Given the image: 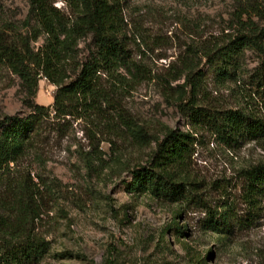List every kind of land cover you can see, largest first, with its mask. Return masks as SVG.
I'll return each mask as SVG.
<instances>
[{"label":"rangeland","instance_id":"374dc122","mask_svg":"<svg viewBox=\"0 0 264 264\" xmlns=\"http://www.w3.org/2000/svg\"><path fill=\"white\" fill-rule=\"evenodd\" d=\"M116 1L129 57L128 67L117 73L129 83L113 78L105 86L122 114L150 133L161 137L167 127L194 137L186 160L193 203L170 204L127 191L129 171L146 165L154 144L142 148L132 143L107 109L103 119L110 129L68 118L66 124L47 128L34 150L0 174V218L10 215L18 197L29 205L28 230L50 244L39 264H264V197L252 219L241 177L243 169L264 163V143L229 146L211 128L191 123L178 107L191 102L214 114L243 110L264 116V104L249 82L259 62L255 53L246 51L238 77L227 81L217 79L202 56L233 34L230 21L237 9L255 4L264 12V0ZM53 6L66 12L59 0ZM29 9L28 0H0V30L10 43L35 52L45 36ZM260 24L264 28V20ZM92 47L90 38L81 40L77 59L83 60ZM189 50L196 55L187 80L183 64ZM191 77L198 83L193 93ZM179 86L186 93L182 101ZM55 91L40 78L31 98L21 80L1 68L0 121L27 115L31 103L51 107ZM97 142L103 163L89 171L79 153L90 152ZM200 201L219 212L231 209L237 219L228 233L201 228ZM32 211L40 213L34 222Z\"/></svg>","mask_w":264,"mask_h":264},{"label":"trees","instance_id":"16d2710c","mask_svg":"<svg viewBox=\"0 0 264 264\" xmlns=\"http://www.w3.org/2000/svg\"><path fill=\"white\" fill-rule=\"evenodd\" d=\"M28 1L29 16L44 34V42L33 52L23 43L19 47L7 41L6 33L0 30V69L6 68L16 75L31 98L35 97L40 78L55 86L56 91L51 107L31 103L27 115L4 117L0 121V174L34 150L47 128L60 126L61 121L66 124L68 118L91 120L95 126L100 124L110 129L103 119L109 109L132 143L142 148L154 144L146 165L135 166L129 171L131 182L127 191L148 194L170 204L193 203L195 195L190 189L191 184L186 181V160L194 137L167 127L162 129L161 137L150 133L134 119L122 114L105 86V81L113 78L121 85L129 83L117 73L118 68L128 67L129 59L120 2L59 0L66 9L64 13L53 6L58 0ZM260 20H264V12L255 4L248 9H237L230 21L233 34L225 35L220 45L205 49L202 56L207 59L216 78L227 81L238 77L245 52L255 53L259 62L249 82L254 94L264 104V28ZM85 38H90L93 47L83 60H78L77 46ZM195 53L189 50L185 57L183 65L187 80L193 71ZM131 75L133 78L134 74ZM197 87L198 83L191 77L192 93ZM177 89V99L182 101L186 95L184 86ZM178 107L191 123L211 128L229 146L239 141L264 143V116L243 110L214 114L191 102L179 103ZM79 158L89 171L101 167L99 143L93 144L90 152L79 153ZM241 177L245 202L253 219L257 204L264 197V163L243 169ZM21 200L20 197L15 199L10 215L0 218V264H39L50 248L45 238L28 230L29 205H22ZM200 202L204 213L201 228L217 235L228 233L231 222L237 219L231 209L219 212ZM33 213L32 222L40 214ZM246 221L251 222L250 219ZM173 224L174 230L181 229L177 221Z\"/></svg>","mask_w":264,"mask_h":264}]
</instances>
